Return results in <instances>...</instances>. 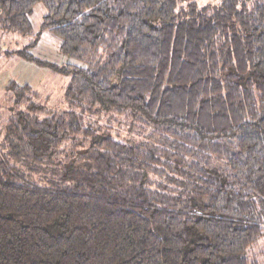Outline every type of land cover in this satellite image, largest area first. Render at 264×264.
Here are the masks:
<instances>
[{
  "label": "trees",
  "instance_id": "obj_1",
  "mask_svg": "<svg viewBox=\"0 0 264 264\" xmlns=\"http://www.w3.org/2000/svg\"><path fill=\"white\" fill-rule=\"evenodd\" d=\"M40 4L76 63L30 51ZM0 30L70 77L67 108L3 89L0 264H261L264 0H0Z\"/></svg>",
  "mask_w": 264,
  "mask_h": 264
},
{
  "label": "rangeland",
  "instance_id": "obj_2",
  "mask_svg": "<svg viewBox=\"0 0 264 264\" xmlns=\"http://www.w3.org/2000/svg\"><path fill=\"white\" fill-rule=\"evenodd\" d=\"M221 0H197L199 5L216 4ZM187 3V2H184ZM46 9L43 5H38L32 15L34 33L40 35V40L30 51L41 60H48L57 64L76 63L77 61L68 57L59 51V41L53 38L46 30H43V18ZM32 36L22 35L15 32H6L0 30V99L3 95V89L11 81L18 84H29L39 95L38 100L50 108H67L65 98L66 86L70 77L62 75L52 70V68L41 65L37 62L23 59L15 52L22 50L32 44ZM110 119H114L110 121ZM92 121L104 127L114 137L127 138L139 136L129 131L128 122L124 117L111 116L103 113L101 116L93 115ZM3 153V134H0V154ZM250 253L257 254L258 260L264 264V237L250 248Z\"/></svg>",
  "mask_w": 264,
  "mask_h": 264
}]
</instances>
